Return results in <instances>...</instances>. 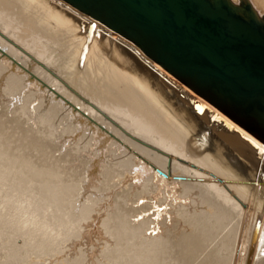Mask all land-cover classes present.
Returning <instances> with one entry per match:
<instances>
[{
  "label": "bare ground",
  "instance_id": "6f19581e",
  "mask_svg": "<svg viewBox=\"0 0 264 264\" xmlns=\"http://www.w3.org/2000/svg\"><path fill=\"white\" fill-rule=\"evenodd\" d=\"M249 2L264 15V0ZM80 11L66 0H0V105L64 124L76 155L65 170L92 162L100 171L92 180L76 166L63 172L54 152L41 162L44 134L23 144L22 121L3 106L0 123L18 128L0 126V264H23L29 248H88L82 229L109 192L102 251L91 244L84 258L73 249L58 263L101 264L103 253L110 264H264V142ZM7 127L12 142L38 152L12 145ZM179 197L190 210H170L167 199ZM44 262L58 264H31Z\"/></svg>",
  "mask_w": 264,
  "mask_h": 264
},
{
  "label": "water",
  "instance_id": "95a60500",
  "mask_svg": "<svg viewBox=\"0 0 264 264\" xmlns=\"http://www.w3.org/2000/svg\"><path fill=\"white\" fill-rule=\"evenodd\" d=\"M264 142V15L249 0H66Z\"/></svg>",
  "mask_w": 264,
  "mask_h": 264
},
{
  "label": "rangeland",
  "instance_id": "374dc122",
  "mask_svg": "<svg viewBox=\"0 0 264 264\" xmlns=\"http://www.w3.org/2000/svg\"><path fill=\"white\" fill-rule=\"evenodd\" d=\"M76 8V7H75ZM77 9V8H76ZM79 10V9H78ZM80 12H82V11H80ZM82 13H84V12H82ZM86 16H88L90 19L89 20H91V19H93V20H96V22L100 25L101 24V26L103 25L104 27H105V25L101 22V21H99V20H97V19H95L94 17H92V16H90V15H88V14H86V13H84ZM2 105V106H1ZM0 105V110L1 111H3V115H1L2 117L3 116H5V117H7L8 118V116L7 115H9L10 113L12 114H10L11 115V118L13 119H15V118H18V116H19V119L20 120H18V122L19 121H22V122H19V123H17V125H19L20 123H22V126H21V124L19 125L20 126V129H22V130H20L17 126H16V124H15V121L17 122V119L16 120H14V122H13V126H15V128H18V129H15L13 126V128L15 129V130H17V131H15V132H17V134H19L20 136L19 137H21V141L23 142V144L25 143V145H26V141L27 140H24V138H26V137H28V135L29 136H32V135H34V134H38L39 136H41V134L43 133L44 135H42L43 137H45V139L43 138V140H42V142H43V145L40 147V148H38L39 149V151H40V154H43L44 153V156H43V158H39V157H41V155L39 154V152L38 151H36V150H34V151H36V153L38 152V156L36 155V153H35V155H36V157H37V159H43L41 162H43V161H45V163H51L52 161L50 160L51 158H50V156L52 157V152H54V154L56 153V158L54 157V154H53V159L55 160H58L61 164H62V166L64 167L65 166V164H66V162L68 161H72V158H74L76 155L75 154H68L69 152H67V148H69V145H67V147L63 144V140H62V138H63V129H64V127H65V125L64 124H51L50 126H49V124L50 123H47V127L42 123V122H39V121H36V120H38V119H36L35 120V118H33V117H31V119H30V116H26L25 117V115H28L27 113H30L32 110H33V108L31 109L30 107V109H31V111H30V109L28 110V108H27V112H24L23 113V111H22V113H21V111H20V109L18 108V106L16 105H14L13 104V106L12 105H10V106H12L13 108H11V107H9L8 105L6 106V105H3V104H1ZM3 106H4V109H5V107H6V110L8 111V108H9V110L10 109H12L11 111H13V112H11V111H8V114L6 115V113L5 112H7V111H5L4 109H3ZM14 107H15V109H14ZM17 109H18V111H17ZM5 111V112H4ZM15 111V112H14ZM16 111L18 112V114L19 115H17V113H16ZM20 111V112H19ZM10 112V113H9ZM33 112V111H32ZM31 112V113H32ZM34 112H35V110H34ZM36 113V112H35ZM14 114H15V116H17V117H15L14 116ZM23 115V116H22ZM29 115H33V113L32 114H29ZM20 116H22L23 118H26V119H22V117H20ZM5 117H4V119H5ZM1 118V117H0ZM7 118L5 119V120H7ZM10 118V119H11ZM33 118V119H32ZM11 119V120H12ZM11 120H9V121H11ZM35 120V121H34ZM1 122H3V124L6 122V121H4V120H2ZM12 122V121H11ZM3 124H1L0 123V126H3ZM6 125H7V123H5ZM8 124H10V122L8 123ZM15 124V125H14ZM12 125V124H11ZM7 126H9V127H11L10 125H7ZM6 127V126H5ZM9 127H7L8 129H7V131L9 130ZM11 127V129H13ZM22 127V128H21ZM4 128V127H3ZM2 128V130L4 131L5 129H3ZM0 129H1V127H0ZM24 129V130H23ZM11 130H9L8 131V133L7 132H5V134H6V136H7V134H9V136H10V141L12 140V137H11V135L14 137V138H16L15 136H14V134L13 133H11L10 132ZM20 131H22V133L20 134ZM23 131H25V134L23 133ZM10 132V133H9ZM14 132V131H13ZM19 132V133H18ZM28 132V133H27ZM45 132V133H44ZM32 134V135H31ZM27 135V136H26ZM37 135V136H38ZM26 136V137H25ZM8 137V136H7ZM19 137L17 138V140L19 139ZM13 140H15V139H13ZM17 140H15V141H13L14 142V144H12V145H18V147H20V148H22L21 149V151H23L24 150V152H26L25 150H27L28 151V149H23L24 147H25V145L23 146V147H21L20 145H21V143L19 142V143H16V141ZM24 140V141H23ZM47 142H46V141ZM19 141V140H18ZM12 142V141H11ZM12 142V143H13ZM11 144V143H10ZM12 145H11V147H12ZM54 145L55 146V149L57 150V152H55V151H53V147L52 146ZM17 147V146H16ZM15 147V149H16V151H14V152H20V148H16ZM52 147V148H51ZM13 149H14V147H13ZM37 149V150H38ZM43 149V150H42ZM52 149V150H51ZM18 150V151H17ZM29 151H33V150H29ZM28 151V152H29ZM33 151V152H34ZM23 152V153H24ZM27 152V153H28ZM42 152V153H41ZM27 153H25V154H27ZM29 153H31V152H29ZM27 154V155H30V154ZM47 154V155H46ZM31 155H33V159H34V153H32ZM30 155V156H31ZM32 157V156H31ZM64 158V159H62V158ZM77 157L78 158H80L81 160H83V161H85V162H91L92 160H94V159H96V155L95 154H93V155H90V156H82V155H77ZM36 159V158H35ZM37 159H36V161H37ZM47 159V160H46ZM39 160H38V162H39ZM51 162H50V161ZM62 160V161H61ZM63 160H66V162L65 161H63ZM57 161V162H58ZM74 161V160H73ZM56 161H55V163H57ZM60 163H57L56 165L58 166ZM72 163V162H71ZM71 163H70V166L71 167H73V168H71L70 166H69V168H67L68 170L69 169H73L74 170V168H75V166H76V168H75V173H76V175H78V174H81V173H83V172H81V170H82V168H83V170H88V175L90 176V179L92 180V179H95L96 177L98 178L99 176H96V174L97 175H99L100 174V171L99 170H97V165L96 164H92V162L90 163V164H88L89 166H91V165H93L92 167H90L89 168V166L87 165V164H82L81 162L80 163H76L75 162V164L73 163V165H71ZM69 163H67V165H68ZM78 164H79V166H78ZM82 165H85V167H86V165H87V167L88 168H84ZM60 166V165H59ZM62 166H60V169H61V167ZM56 167V166H55ZM63 167H62V169H63ZM66 167V166H65ZM64 167V170H62L61 169V171H63V172H65L66 170V168ZM78 167V168H77ZM95 169H94V168ZM90 169H92V170H90ZM95 170V174H92L93 176L95 175V178L94 177H92V175L90 174L91 172L93 173V171ZM66 171V172H68V173H70V170L69 171ZM84 171V172H85ZM89 171H90V173H89ZM99 172V174H98V172ZM81 172V173H80ZM86 172H85V174H86ZM71 173H72V171H71ZM70 173V174H71ZM74 173V172H73ZM72 173V174H73ZM84 174V173H83ZM112 188V187H111ZM111 188H109V191H111V192H113L114 190H116V188H112V190H111ZM107 190H108V188H107ZM106 192H108V191H106ZM105 193V192H104ZM106 194V197L104 198V201L102 200V202H101V206L99 207V208H97V214L95 215L96 216V218L95 219H93V220H89V222H88V224H87V226L86 227H84L83 225H82V232H83V235L85 236V239L87 238V242L89 243V246H88V248H60L58 251H55L54 253H52V254H50V255H48V254H43L41 251H39V250H36V249H31V248H29V249H27L26 251H25V253H24V256H22L21 257V261L23 262V264H31L32 262H35V263H40V262H42L43 260H45V261H48V260H54L55 262H60V259H67V258H69L68 256H70V255H75V254H77V253H79L81 256H82V258H84V256H85V250L86 249H89V251H93V248H91L90 246H91V244H93L95 247V252H93V254L94 253H96V252H99V251H102V250H100V248L99 247H101L100 245H102V243H103V239H105V238H107L106 237V235H105V233H104V230H103V228H102V226H101V216L103 215V214H105L108 210H109V208H111L113 205H109L108 204V201H110V198H108V197H110V192L109 193H105ZM107 195H108V197H107ZM107 198V199H106ZM167 201H168V205H169V207H170V210L172 209V210H176V209H179V206L181 207L182 205L184 206L185 204H188V202H186L185 201V199H182V198H177L176 200H172L171 201V199L170 198H168L167 199ZM182 201H184V204H183V202ZM182 203V204H181ZM113 204V203H112ZM190 204V203H189ZM188 204V205H189ZM184 207H188L187 209H191V207L190 206H184ZM108 209V210H107ZM185 209L186 208H184V211H185ZM187 209H186V211H187ZM188 210V211H189ZM187 211V212H188ZM20 238V237H19ZM17 238L16 239V242L17 243H21V241H22V238ZM20 241V242H19ZM79 241H81V240H79ZM84 242H86V240H84ZM83 242V243H84ZM82 243V242H81ZM98 243H99V245H98ZM99 246V247H98ZM84 247V246H83ZM73 249H76V253L75 254H70L71 252H72V250ZM101 249H103V251H104V248H101ZM88 251V253H92V252H89ZM91 255V254H90ZM102 256H105L106 257V254H104L103 255V253H102ZM100 257L101 259L99 260L100 261V263L101 264H110V263H108L107 262V260L106 259H104L103 257ZM122 262L121 261H118V263L117 264H121ZM44 264H46L45 262H44ZM58 264H62V263H58ZM81 264H83V263H81Z\"/></svg>",
  "mask_w": 264,
  "mask_h": 264
}]
</instances>
